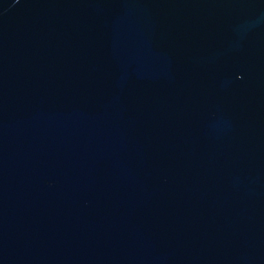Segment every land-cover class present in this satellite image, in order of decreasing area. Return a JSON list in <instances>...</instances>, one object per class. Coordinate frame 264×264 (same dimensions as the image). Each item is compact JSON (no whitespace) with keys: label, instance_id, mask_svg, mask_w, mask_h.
I'll list each match as a JSON object with an SVG mask.
<instances>
[{"label":"water","instance_id":"95a60500","mask_svg":"<svg viewBox=\"0 0 264 264\" xmlns=\"http://www.w3.org/2000/svg\"><path fill=\"white\" fill-rule=\"evenodd\" d=\"M0 264H264V0H0Z\"/></svg>","mask_w":264,"mask_h":264}]
</instances>
